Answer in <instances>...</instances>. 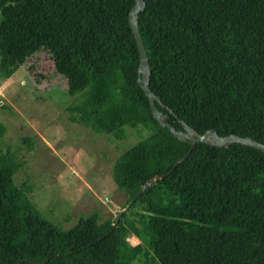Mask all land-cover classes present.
<instances>
[{
    "label": "trees",
    "instance_id": "1",
    "mask_svg": "<svg viewBox=\"0 0 264 264\" xmlns=\"http://www.w3.org/2000/svg\"><path fill=\"white\" fill-rule=\"evenodd\" d=\"M143 1L137 27L163 120L264 144V0ZM133 5L0 0V78L44 46L77 97L74 121L117 138L131 122L149 131L111 165L127 202L163 174L143 187L132 217L91 212L61 228L15 186L19 162L0 151V264H134L140 251L153 264H264V152L196 142L175 165L189 142L153 118L136 81ZM4 131L0 122V139Z\"/></svg>",
    "mask_w": 264,
    "mask_h": 264
},
{
    "label": "rangeland",
    "instance_id": "2",
    "mask_svg": "<svg viewBox=\"0 0 264 264\" xmlns=\"http://www.w3.org/2000/svg\"><path fill=\"white\" fill-rule=\"evenodd\" d=\"M76 99L67 94L65 78L53 72L44 46L0 78V122L5 128L0 151H9L19 162L15 186L61 228L91 212L99 221L117 217L127 197L115 187L111 165L149 132L136 121L125 125L119 138L96 133L72 119L69 107ZM135 211L139 209L128 208L124 214L132 217ZM126 240L130 246L140 243L132 234ZM141 253L134 264H153Z\"/></svg>",
    "mask_w": 264,
    "mask_h": 264
},
{
    "label": "water",
    "instance_id": "3",
    "mask_svg": "<svg viewBox=\"0 0 264 264\" xmlns=\"http://www.w3.org/2000/svg\"><path fill=\"white\" fill-rule=\"evenodd\" d=\"M143 7H144L143 0H134V5L128 12V24H129L131 33L133 35L136 48H137V52H138V67H137L136 81L138 85L140 86V88L142 89L145 96L147 97L150 111L152 113L153 118L161 126H165L173 134L174 137H176L177 139L181 141L189 142V148L187 152L176 161L175 165L187 157V155L190 153L191 149L193 148L196 142H204V143H207L210 145H216L219 147H225L232 142H237L243 145L252 146L264 152V144L254 139H251L249 137H239L234 134L219 136L216 133V131H213V130H206L203 133H197L192 128H190L186 123H184L182 120L177 118L176 115H175L176 121H178L181 124L182 130L174 129V127H172L168 122H165L163 120L164 115L162 114V112H160L156 108L155 106L156 97L154 93L150 90L149 85H148L149 83L148 60H147L146 53H145V50H144V47L141 41V37L139 35L138 27H137V15H138V12L143 9ZM170 170H172V168ZM162 176L163 174L152 178L144 186L152 183L157 178L162 177ZM143 187L127 202L126 206L120 210V212L117 215V218H119L120 214L124 213L131 206V204L135 201V199L141 194Z\"/></svg>",
    "mask_w": 264,
    "mask_h": 264
}]
</instances>
